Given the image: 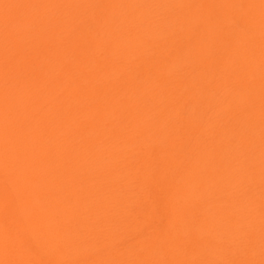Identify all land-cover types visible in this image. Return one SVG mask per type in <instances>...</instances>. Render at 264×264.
<instances>
[{
	"label": "rangeland",
	"instance_id": "1",
	"mask_svg": "<svg viewBox=\"0 0 264 264\" xmlns=\"http://www.w3.org/2000/svg\"><path fill=\"white\" fill-rule=\"evenodd\" d=\"M69 1L59 0L42 19L36 14L28 16L23 0H6L8 9L0 10L9 18L0 21V52L16 53V44L23 46L16 59L20 64L0 66V77L8 72L2 81L18 74V80L35 83L40 76L52 90L55 85L50 81L62 79V85L51 93L55 96L65 93L68 78H82V84L93 82L104 91L108 98L102 101L105 108L114 103L120 113L108 115L98 126L99 132H91L99 136L93 153L99 157L105 151L96 162L105 167L91 169L93 173L103 171L102 183H75L77 191L81 187L79 194H87H83V208L79 210V221L84 225L76 226L83 238L66 249L58 264L82 263L72 261L81 252L88 254L84 260L92 264H167L170 255L163 254L167 244V253L181 254L194 264L197 260L202 264H264V93L254 94L253 81V85H243V91L239 86L242 77L244 84L248 73L257 77L264 66L253 62L261 52L248 53L244 42L250 28L260 27L253 16H247L246 0H231L228 14L219 19L232 31L237 29L234 37L225 39L228 37L220 34L224 33L220 28L206 39L221 40V47L229 45L231 50L219 49L211 56L214 60L208 58L210 50L205 66H200L202 61L195 65V57L190 58L191 52L185 50L186 45L194 44L196 32L205 21L195 19L183 27L179 21L189 20L191 11L205 0ZM109 1L112 3L107 8ZM226 2L214 0L213 4ZM238 38H243V43ZM232 52L234 64L219 66ZM171 56H177L173 66H163ZM44 57L48 66L38 62ZM69 62V66L64 65ZM154 73L168 77L170 82L161 84L175 89L172 99L167 92H158L159 78ZM36 85L30 89L35 91ZM86 93L79 92V97L84 98ZM11 99L6 95V101L13 103ZM47 105L42 114L45 124L52 108L50 102ZM178 131L180 135L187 132L189 141L180 142L179 138L176 146ZM43 133L48 134L45 130ZM35 139L29 136L27 144L35 146ZM163 151L171 152L174 166ZM87 159L91 162L92 157L88 155ZM195 159L201 160L196 165L198 176L186 185L190 192L185 209L180 206L175 211L179 217L173 222L174 228L158 182L177 175L181 182L186 172L191 174L189 167ZM9 193L0 191V204ZM42 234L38 228L28 236L31 244L25 248L30 249L27 257L33 256V249L41 253L37 244ZM26 235L25 231L16 234L22 240ZM5 257L12 260L13 254Z\"/></svg>",
	"mask_w": 264,
	"mask_h": 264
},
{
	"label": "bare ground",
	"instance_id": "2",
	"mask_svg": "<svg viewBox=\"0 0 264 264\" xmlns=\"http://www.w3.org/2000/svg\"><path fill=\"white\" fill-rule=\"evenodd\" d=\"M58 1L29 0V5L27 6V0H23L21 4L28 10V16L36 14L38 17L41 16L42 19L48 12L53 10L52 8L57 6ZM72 1L70 0L69 2ZM230 1L227 0L225 5H223V3L213 4L214 0H205L204 3H200V5L195 7L194 11H191L193 16L189 20H179L181 27L193 24L192 21L195 19L205 21L196 32L194 44L185 46V50L191 52L190 58L195 57V65L196 62L202 61L200 62V66H205L206 57L210 54V50H212V53L208 58L213 60L214 57L211 58L212 54L214 56L219 49H226V52L231 50L229 45L228 48L221 47L224 45L220 44L222 43L221 40L210 42L212 36L219 32L220 28L224 29V33L220 34H223V37H228L225 39L234 37V33L238 32L237 29L232 31V28H227L228 26H225L219 20L228 14L227 10L231 5ZM246 2L247 16H253L252 20L259 23L260 27L257 30H252L249 27L250 35H245L244 42L246 47L249 48L248 53H252L253 50L256 54L261 52L262 55L253 59V62L257 63L258 66H264V0H246ZM111 3L109 1L106 7L108 8ZM4 7L5 9L7 8L6 0H0V10ZM14 7H17V5ZM106 9L104 8V10ZM73 13L76 14L75 12ZM8 19L4 13H0V21H7ZM241 22L240 26L243 25V21ZM112 30L116 33L118 32V29ZM207 38H210L208 42L206 41ZM41 39L43 41V38ZM238 40L243 43V38L242 40L238 38ZM116 46L111 47V49L113 50ZM158 48L153 47L152 49L157 50ZM178 48L180 50L183 49L182 46H178ZM21 49H23V46L16 44L14 47L16 53H8L7 50L0 52V66L20 64L16 59ZM54 51L58 53L59 48H56ZM200 54L203 56L201 58L197 57ZM54 56L55 54L52 57ZM233 57L232 52L229 54L227 61H220L219 66H232L234 64ZM157 58L159 59L160 56H157ZM174 58L176 59L177 56L169 57L163 66H173L176 62ZM46 59L45 57L41 58L38 62L44 63L43 66H48ZM111 61L114 62V60ZM189 64L190 62L188 66ZM64 65L69 66L70 62ZM76 65L80 64L77 63ZM27 67L30 68L29 65ZM6 73L8 72H5L4 75ZM4 75L0 77V175L4 178L0 180V191L6 190L10 193L8 197L3 198L5 200L0 204V264H10V261H15L16 263L14 264H46V260L53 262V264H58L59 258L68 252L66 249L77 245L76 240L83 238L81 234H78L79 231L76 226L84 225L83 222L79 221V210L83 208L82 202L85 197L83 194H87L85 192L79 194L81 187L77 191L75 183L79 186H84V182L88 183L90 181H92V184L94 183V186H100V183H102L100 178H102L103 171L93 173L91 169L95 166L97 169L105 167L96 163L100 162L98 159L102 157L105 151L100 153L99 157L97 156L98 154L93 153L94 146L98 145L99 136L97 134L92 135L91 132H99L98 126H101L108 115L118 116L120 113L118 109H115L114 103H111L109 108H105L102 101H107L108 98L104 97L106 95L104 91H101L99 86L93 85V82L82 84V78H68L65 87L66 94H63V91L54 96L51 93L62 85V79L59 82L55 81L56 83L50 81L55 85L51 90L48 84H44L46 79L40 76L37 77L40 79H36L34 83L31 79H28V81L18 80L20 78L18 74L17 77L5 82L2 81ZM154 75L159 78L160 87H158V92H167L166 94H169V98H171V95L175 96V89L161 84L163 81L170 82L168 77L155 73ZM245 81L243 84V77L239 81L242 91L243 85L244 87H248L252 83L251 81H253L255 85L253 88L255 90L254 94H257L258 91L264 93V70L254 78H252L251 73H248ZM36 83L35 91L31 90L30 86ZM71 83L74 88H71ZM43 84L45 86L42 87ZM8 86L9 88L7 89ZM5 89L11 92L5 94ZM81 91L87 92L84 98L79 97V92ZM6 95L11 97V100L14 102L12 103L10 100L6 101ZM261 98L264 100V95ZM49 102L52 107L51 114L47 116L49 118L48 124H45L42 114L46 107L49 106L47 105ZM167 102L165 101L164 103ZM17 107L19 109L15 110ZM99 110L109 111L102 115L96 114ZM97 117L99 119L94 121V118ZM86 123L87 125L83 126ZM52 124H55L54 128L49 127ZM42 128L48 134L43 133L44 130ZM209 128L212 129L211 127ZM28 130L30 131L27 132ZM136 133L138 132L135 131L134 134ZM177 134L179 137L176 136L174 140L176 146L180 142L189 141L187 139V132H183L180 135L178 131ZM29 136L36 138L35 146H32L30 143L27 144ZM179 138L180 142L178 141ZM61 141L64 142L59 145ZM78 144L80 146L76 148ZM163 153L167 154L169 164L174 166L172 164L175 161L170 156L171 152L168 154L163 151ZM12 155H14L13 159L9 157ZM88 155L92 157L91 162L87 159ZM34 158L35 160H33ZM199 162H201L200 159L193 160V167L192 165L189 167L191 174L186 172V176L181 179V182L177 179L178 175L171 179H163V182H158L159 188L161 187L163 190L161 193L163 195L162 201L168 204L170 219H172L170 223L174 228L175 223L173 222L179 217L175 215V211L180 206L181 210L185 209V198L188 197L187 191L190 192L186 185L198 176L196 165ZM39 166L42 168L41 170H39ZM172 172L173 174H178L177 172ZM175 181H179V183H175ZM92 196L94 195L88 197ZM4 203L7 204L5 205ZM58 221H62V223H58ZM183 222L188 225L187 221L183 220ZM38 228L43 231V234L38 237L39 242L37 244V247L41 249V253H37L33 249V256L27 257L30 249L25 250V248H27L29 243L31 244L30 237L28 239V236L35 232V230H38ZM23 231L28 235L22 240L21 236H16V234ZM66 234V239L63 240L62 238ZM157 234L159 233L157 232ZM170 234L171 236L174 235L171 232ZM82 242L79 244H82ZM167 247L168 244L165 246L163 252L165 256L170 255V258L166 257L167 264L195 263L194 261H189V259H183L184 256L181 254L176 256L173 252L167 253ZM8 253L13 254L12 260L5 257L8 256ZM84 254V252H81L79 257H75L72 261H81L82 263L80 264H92L84 260L88 255ZM110 256L112 260L117 258L115 253L114 258L112 255ZM197 264H202V261L197 260Z\"/></svg>",
	"mask_w": 264,
	"mask_h": 264
}]
</instances>
